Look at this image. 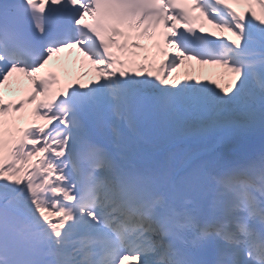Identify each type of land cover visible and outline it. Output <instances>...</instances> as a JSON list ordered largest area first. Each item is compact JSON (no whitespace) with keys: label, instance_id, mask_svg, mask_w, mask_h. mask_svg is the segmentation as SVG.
Masks as SVG:
<instances>
[{"label":"snow or ice","instance_id":"snow-or-ice-1","mask_svg":"<svg viewBox=\"0 0 264 264\" xmlns=\"http://www.w3.org/2000/svg\"><path fill=\"white\" fill-rule=\"evenodd\" d=\"M77 47L96 78L54 89L39 73ZM185 61L224 71L173 77ZM16 73L32 87L5 101ZM25 103L44 123L4 119ZM257 130L264 0H0V264H264Z\"/></svg>","mask_w":264,"mask_h":264},{"label":"bare ground","instance_id":"bare-ground-1","mask_svg":"<svg viewBox=\"0 0 264 264\" xmlns=\"http://www.w3.org/2000/svg\"><path fill=\"white\" fill-rule=\"evenodd\" d=\"M17 75L19 76V73ZM254 136L249 137L248 134H245L243 139L248 144L251 150L259 151L262 147H264V137H260V136L254 137ZM220 147H223V145H220Z\"/></svg>","mask_w":264,"mask_h":264}]
</instances>
